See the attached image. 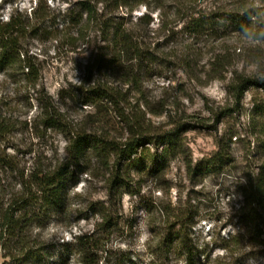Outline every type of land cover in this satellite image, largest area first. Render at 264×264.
I'll use <instances>...</instances> for the list:
<instances>
[{"label": "rangeland", "instance_id": "374dc122", "mask_svg": "<svg viewBox=\"0 0 264 264\" xmlns=\"http://www.w3.org/2000/svg\"><path fill=\"white\" fill-rule=\"evenodd\" d=\"M123 1L101 2L98 22L67 28L60 15L77 0H0L4 21L16 10L50 12L22 44L36 58L37 83L18 69L0 73V197L8 200L20 189L21 174L63 160L68 133L96 128L100 116L106 114L101 128L121 139L124 123L110 102L81 104V91L98 82L126 94L120 107L133 114L140 134L179 132L183 145L182 154L158 172L142 156L138 164L144 166L133 167L114 190L112 168L93 160L65 211L35 229V264H81L74 237L93 233L100 239L97 264H188V251L172 243L176 236L192 249L193 264H264V238L253 234L241 212L242 187L264 166V0ZM149 8L153 21L146 26L138 18ZM227 13L244 17L248 29L232 31L221 18ZM198 17L212 23L193 33L190 22ZM119 25L140 54L112 70L108 62L120 56L105 33ZM50 104L68 130L46 126L44 108ZM147 147L164 153L163 144ZM219 150L228 156L226 165L199 176L189 172V164ZM4 255L0 244V264L8 262Z\"/></svg>", "mask_w": 264, "mask_h": 264}, {"label": "trees", "instance_id": "16d2710c", "mask_svg": "<svg viewBox=\"0 0 264 264\" xmlns=\"http://www.w3.org/2000/svg\"><path fill=\"white\" fill-rule=\"evenodd\" d=\"M105 1L109 0H77L75 8L60 16L65 17L67 28L83 21L88 24L93 19L98 22L97 15L100 16L98 5ZM111 2H115L116 6L124 3L123 0H111ZM47 10L50 9L45 8V11ZM152 11L149 8L138 18V21H144L146 26L150 25L153 21L150 17ZM38 12L39 8L37 7L29 13L16 10L8 16L6 21L0 19V73L8 69H18L26 81L32 84H36L38 81L39 72L35 66L36 58L28 50L24 51L22 44L28 35L35 36L38 33L40 30L38 21L50 18L49 11L46 16H40ZM238 16L227 13V15L222 14L221 18L228 27L232 28V31L244 32L248 29L249 22L244 17L239 18ZM216 18L221 20L219 16L213 19ZM211 23V20L207 21L202 17L192 18L191 31L199 33ZM106 26H109V23H106ZM55 30L57 31L58 27ZM106 30L107 39L114 45L115 53L120 56V58H114L108 62L109 68L118 70L123 64L130 65L134 59H138L136 51L140 54V46L135 43V39L127 29L119 25ZM129 54L132 56L129 57ZM123 70H130V68L126 67ZM128 75H130L129 72L126 73V76ZM248 81L246 80L244 83H248ZM125 84L128 83L125 82ZM81 92V96H83L81 104L85 106L93 104L99 99V102L102 100L110 102L113 108H116L118 121L124 123L125 132L121 139H116L107 129L101 128L99 122L105 121L106 114L95 119L98 125L96 124V128L94 127L92 130L80 127L70 131L65 148L66 157L63 160L49 168H35L27 177L21 174L18 179L20 189L15 191L8 200L0 197V244L4 250V258L8 261L6 264H35L39 252L37 246H34L30 241L35 229L42 226L41 222L47 216L65 211L71 190L80 183L81 175L89 172L93 160L98 161L104 168H112L109 184L111 190H114L126 182L133 167L144 166L143 163L138 164L142 156L146 158L145 162L150 169L153 172H158L165 169L173 158L182 154L183 145L177 136L179 132H163L155 137L145 136L138 132L139 129L133 123V114H127L124 108L120 107L121 102L127 100L125 93L116 91V94L112 88L102 85L101 82ZM44 112L47 127L61 131L62 128L68 130L56 104L45 107ZM4 132L5 130H2L0 126V134ZM153 143L154 145L163 144L164 153L151 152L147 145ZM228 160L227 154H223L219 150L209 158L194 165L189 164L188 170L195 176L204 175L215 172L218 168L226 165ZM241 195L243 197L241 212L244 222L253 229L254 235L264 238V218L261 216L264 210V166L259 168L258 172L242 187ZM107 220L105 217L104 223L102 221L101 224L107 225ZM177 234L179 235V231ZM74 241L73 245L78 252V261L81 264L99 263L98 245L100 239L96 237V233L76 235ZM172 243L184 246L185 251H188V264H193L192 249H188L189 245H186L184 239L176 236Z\"/></svg>", "mask_w": 264, "mask_h": 264}]
</instances>
